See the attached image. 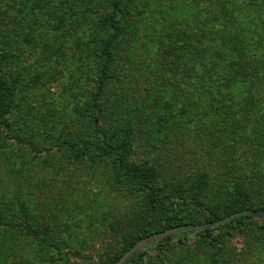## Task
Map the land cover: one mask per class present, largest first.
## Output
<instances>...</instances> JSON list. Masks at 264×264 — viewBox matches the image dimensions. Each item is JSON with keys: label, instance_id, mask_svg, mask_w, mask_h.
Here are the masks:
<instances>
[{"label": "rangeland", "instance_id": "1", "mask_svg": "<svg viewBox=\"0 0 264 264\" xmlns=\"http://www.w3.org/2000/svg\"><path fill=\"white\" fill-rule=\"evenodd\" d=\"M112 8V0H0L5 73L15 88L11 130L0 126V264H116L127 251L113 258L135 228L162 219L147 210L145 189L115 154L102 153L106 139L131 141L132 159L155 166L164 184L168 170L195 167L208 146L222 147L228 136L221 129L239 122L250 129V121L264 119L262 0H124L115 11L118 33L106 20ZM215 10L227 18L205 23ZM212 26L216 38L232 36L222 45L226 70L240 64L250 72L244 67L255 60L256 87L247 90L254 101L246 111L233 109L235 103L228 108L229 88L221 82L208 93L222 96L224 89L214 104L193 94L205 85L184 81L196 77L199 34L209 35ZM114 36L109 60L103 41ZM236 86L230 90L235 96ZM68 141L92 149L78 157ZM185 151L194 152V162L182 166L186 156L177 155ZM190 184L184 194L192 200L196 188ZM194 232L172 235L170 249L157 246L163 239L153 241L136 253L141 258L131 262L135 254L125 264H209ZM262 235L237 233L226 241L246 254L243 264H264Z\"/></svg>", "mask_w": 264, "mask_h": 264}, {"label": "trees", "instance_id": "2", "mask_svg": "<svg viewBox=\"0 0 264 264\" xmlns=\"http://www.w3.org/2000/svg\"><path fill=\"white\" fill-rule=\"evenodd\" d=\"M210 1L215 5L216 1H219L221 4L224 3V0ZM123 2L124 0H112L113 10L106 17L110 27L115 29L116 33L122 31V28L115 17V11ZM262 8L264 12V0H262ZM223 17L227 18V15L221 12V10L210 11L206 13L207 21L205 23H214L216 20H220ZM4 24L5 22L2 24V28L5 27ZM203 32L204 30L199 34L203 49L199 51L198 60L194 63L193 67V73L196 74V77H190L189 80L184 81L189 82L190 79H193L196 87L205 85L197 94L196 91H194L193 94L196 96L198 95L197 97L200 101L208 100L209 103L214 104L221 103L223 100L221 98L225 95L224 89L222 96L219 92L213 95L208 93L211 91L213 83L221 82L226 88H229L223 101L230 104L228 108H233V103H235V106H237L233 109L240 110L241 112L246 111L254 101L252 93L247 90L256 87L251 73L256 66L255 60L253 64L248 63V65L244 67L246 70H251L250 72L244 71L240 64H236V66L227 65L226 70V64H222V45L225 42L231 41L232 36L226 37L219 34L221 38H216L217 35L213 33V26L211 27L209 35L206 36L201 34ZM3 34L1 30L0 126L10 131L11 122L8 119V114L12 109L15 88L9 82L8 75L5 73V66L9 55L6 45L3 40H1ZM114 40L115 36L112 37V39L103 41L102 54L109 60H113V50L111 47ZM244 82L248 84L242 89L241 85ZM233 85H237L235 90L239 93L237 94L239 97H237V95L235 96V94L230 91L234 89L232 88ZM259 103L261 107L264 106V103L260 101ZM249 119L250 118L247 120L250 121ZM239 123L242 124L245 122ZM249 123L250 129L245 128V126L240 128V124L229 131L227 128L225 130L221 129L223 136H228L227 141L220 142L223 143L222 147L219 149H209L208 146L207 151L201 152V156L203 157L201 163L195 165V167L187 165L184 166L185 168H183V170H180V168H173L171 171L168 170L166 172L167 177L164 180V184L160 183L155 166L149 164L147 161L138 164L132 159L133 144L131 141L121 140L116 142L106 139L105 144L100 148L102 153L115 154V159H117L121 167L127 171L130 179H134L137 184H139V187L145 189L146 204L148 207V209H146L162 215V219L158 220L154 225L148 222L141 228H135L129 240L122 245L120 251L113 258V262H116L139 240L155 232L188 223L204 224L206 222H214L243 209L264 211V119L259 120L258 124L256 121H250ZM233 127L234 126L231 128ZM16 138L22 141L21 137L17 136ZM227 142L229 144L228 147ZM29 144H31L34 149L36 148L35 143L29 142ZM66 144L77 152L78 157L86 156L92 149L90 143L78 146L75 142L68 141ZM184 153L186 154L177 155L178 159L186 156L184 161H180L182 166L188 159L194 162L192 158L194 152L185 151ZM184 175H187V177L184 178ZM189 181L191 182L190 185L196 188V195L192 200L185 198L186 196L184 194V185L188 186ZM167 196L171 197L169 198L170 201L166 203ZM3 217V214H0V225L2 224ZM45 232L46 234L48 233V227L45 229ZM260 232H262L263 235L262 240L258 243L259 247L264 246V221L256 220L251 215H245L214 229H206L194 233L199 238L203 239L204 246L198 249L205 252L208 251L207 258L209 259V264H221L222 261L226 264H243L245 257H247L246 254L243 253L242 250L229 247L226 240L231 235L233 236L237 233L251 236L259 235ZM28 233L31 234L30 230ZM46 234L44 233V236ZM173 239L174 236H169L157 242V246L162 249H170ZM250 247L253 248L254 246L250 244ZM7 249L10 250V245ZM175 250H177V248H175ZM182 251L183 250H180V252ZM192 251L191 249L187 250L188 254L192 253ZM6 255L10 256L11 250L7 252ZM141 257L142 253H138L133 256L131 262ZM183 262L187 263L185 260ZM251 263L252 260L250 262L248 260L246 261V264ZM187 264L197 263L190 262Z\"/></svg>", "mask_w": 264, "mask_h": 264}, {"label": "water", "instance_id": "3", "mask_svg": "<svg viewBox=\"0 0 264 264\" xmlns=\"http://www.w3.org/2000/svg\"><path fill=\"white\" fill-rule=\"evenodd\" d=\"M261 215L264 217V211L261 210H254V209H243L236 212L231 213L228 216H225L224 218H221L219 220H216L214 222L210 223H204V224H183L178 225L174 227H170L166 230H163L161 232L155 233L153 235H150L146 238L141 239L138 241L130 250H128L117 262L116 264H125V262L130 259L133 255H135L142 247L150 244L153 241H158L161 239H164L166 237L186 232V231H203L209 228H216L220 225L229 223L230 221L239 218L241 216L245 215Z\"/></svg>", "mask_w": 264, "mask_h": 264}]
</instances>
